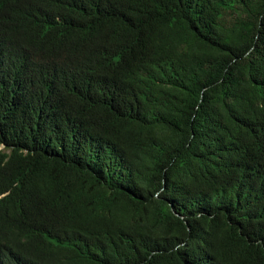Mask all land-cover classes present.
I'll use <instances>...</instances> for the list:
<instances>
[{"label": "trees", "instance_id": "16d2710c", "mask_svg": "<svg viewBox=\"0 0 264 264\" xmlns=\"http://www.w3.org/2000/svg\"><path fill=\"white\" fill-rule=\"evenodd\" d=\"M0 264H264V0H0Z\"/></svg>", "mask_w": 264, "mask_h": 264}]
</instances>
